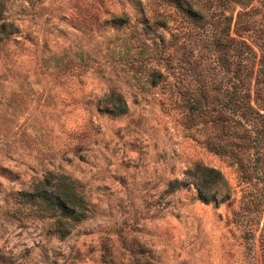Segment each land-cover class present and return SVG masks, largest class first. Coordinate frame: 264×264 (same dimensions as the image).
Listing matches in <instances>:
<instances>
[{
    "label": "rangeland",
    "instance_id": "obj_1",
    "mask_svg": "<svg viewBox=\"0 0 264 264\" xmlns=\"http://www.w3.org/2000/svg\"><path fill=\"white\" fill-rule=\"evenodd\" d=\"M188 1L202 16L168 0H0L17 27L0 36V264H264V137L229 102L264 96V0ZM111 90L126 112L103 109ZM195 162L222 173L225 198L197 197ZM50 169L87 203L64 234L7 196Z\"/></svg>",
    "mask_w": 264,
    "mask_h": 264
},
{
    "label": "trees",
    "instance_id": "obj_2",
    "mask_svg": "<svg viewBox=\"0 0 264 264\" xmlns=\"http://www.w3.org/2000/svg\"><path fill=\"white\" fill-rule=\"evenodd\" d=\"M168 1H171L193 18L202 16L201 11L188 0ZM111 21L115 24H123L127 21V18L125 16H115ZM16 28L13 22L4 18L0 6V36H7V34L15 31ZM240 41L242 44L245 43L243 39H240ZM160 74L158 71L150 73L151 80L156 82ZM244 88L233 89L229 93V102L235 107H241L240 110H242L243 116H250L255 123L260 121V123H257L256 129L264 137V96L259 90L260 88H255L254 102H251L248 99L250 98L249 87L245 86ZM258 95L262 97L263 104L261 105L256 103V96ZM106 101L108 105L103 107V109L110 113L121 114L128 109L123 95L114 90L106 94ZM7 171L14 177L18 176L11 169H7ZM187 171L192 176L198 198L204 201H219V199L226 197L225 194L220 195L215 189V186L223 180L222 173L217 168L207 166L201 162H195L187 168ZM23 182H26V185L9 189L7 192L9 199L13 203L30 205L34 208V214L52 217L55 227L60 233H67L70 230L69 226L71 223L86 216L87 203L83 193L77 189L76 180L69 175L50 169L41 175H31L29 179ZM173 183H177V179L173 180Z\"/></svg>",
    "mask_w": 264,
    "mask_h": 264
}]
</instances>
